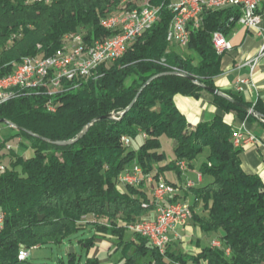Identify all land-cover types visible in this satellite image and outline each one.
I'll return each instance as SVG.
<instances>
[{"label": "trees", "instance_id": "1", "mask_svg": "<svg viewBox=\"0 0 264 264\" xmlns=\"http://www.w3.org/2000/svg\"><path fill=\"white\" fill-rule=\"evenodd\" d=\"M147 5L160 8L159 20L123 57L101 65L77 86L66 84L53 97L43 89H24L0 106V123L6 121L17 129L0 142L5 164L0 171V214L4 216L0 264H65L21 260L19 251L22 246L30 250L59 245L86 229L93 236L79 242L89 251L98 233L117 238L118 245L125 243L124 248L118 247L125 253L131 246L136 256L151 253L157 264H264V182L242 168L241 149L233 145L234 129L222 115L254 119L241 104L264 120V104L251 105L234 92L227 97L213 95L203 87L217 89L214 79L222 73L224 54L215 50L212 34L226 35L240 18L238 10L206 11L201 27L191 30L187 47L179 49L167 41L173 17L168 0H0V78L25 57L56 53L68 35L82 33L83 43L88 44L108 39L114 33L102 27L103 19ZM205 92L211 94L219 113L211 121L193 125L175 98L198 99ZM49 103L54 111L48 109ZM111 114L114 119L106 117ZM87 126L72 144L46 141L75 140ZM15 137L29 142L31 156L5 150ZM123 137L131 145L126 146ZM164 137L175 142L169 162L162 151ZM203 153L200 173L211 180L190 191L207 216L193 217L202 231L219 233L222 246L203 247L189 256L170 251V243L162 254L128 228L155 209L154 185L122 186L118 178L136 164L157 180L165 169L177 170L179 161L192 167ZM89 216L103 223L85 224ZM127 232L134 240L125 242ZM68 255L67 264H77L75 254ZM86 264L100 262L89 257Z\"/></svg>", "mask_w": 264, "mask_h": 264}, {"label": "built area", "instance_id": "2", "mask_svg": "<svg viewBox=\"0 0 264 264\" xmlns=\"http://www.w3.org/2000/svg\"><path fill=\"white\" fill-rule=\"evenodd\" d=\"M219 2H224V0H171L170 12L173 17L167 32L169 44L179 49L187 47L191 38V30L197 29V27H191V17L196 8L214 7L216 10V5ZM263 6L264 0H232V3H228V9L240 12L237 23L245 28L256 30L258 34L263 31L261 26V7ZM159 17L160 8L147 5L135 9L134 18L111 22H104L103 19L102 27L114 33V40H96L95 43L90 44L84 41V47L75 48L70 55H61V51L57 50L56 53L47 57H25V62L17 65L11 73L0 79V88L14 84L22 78H28L29 73H36V79H42V87L33 86L29 90L43 89L48 96L53 97L63 91L66 84L71 83L77 86L79 81L96 73L101 65L113 63L123 57L138 38L156 25ZM65 40L72 42V40H84V38L82 33H78L66 36ZM212 42L214 47H219L220 55L232 50V45L226 35L220 31L212 34ZM262 56H264V41L260 54L251 63L252 70ZM34 62H41V69H34ZM42 64H50V72H42ZM237 89L241 90L242 88L238 87ZM0 97H4V104L8 102V96ZM235 140L237 149L259 142L255 135L243 129L237 130ZM122 141L126 146L131 145V141L127 137H123ZM6 149L12 150L13 147L7 144ZM177 167L181 173H186L189 170L185 161L177 162ZM3 170H5V166L0 159V171ZM118 182L122 186L133 188L154 185L152 196L155 202V217L142 219L128 228L136 235L146 238L153 247L164 254L171 243L170 234L176 233L178 228L187 226L192 220L191 205L185 201L170 202V198L176 195L177 188L161 177L156 180L154 174L145 172L141 166L136 164L124 170L120 174ZM185 186L190 189L195 186V182L187 180ZM143 206L146 207V205ZM3 227L4 216L0 214V230ZM212 246L220 248L221 241H213ZM28 257L29 249L22 246L19 251V259L25 260Z\"/></svg>", "mask_w": 264, "mask_h": 264}, {"label": "crops", "instance_id": "3", "mask_svg": "<svg viewBox=\"0 0 264 264\" xmlns=\"http://www.w3.org/2000/svg\"><path fill=\"white\" fill-rule=\"evenodd\" d=\"M261 14L263 29L261 34L238 23L227 31L226 38L231 43L232 50L224 54L221 61L222 73L214 79L217 89L222 94L227 96L228 92L239 93L251 105H255L259 101L264 104V56L259 59L254 70L251 68L253 59L260 54L263 46L264 6L261 7ZM238 87L242 89L238 90ZM212 100L211 94L207 92L201 94L198 99L182 95L175 98L178 108L193 125L211 121L219 113L218 109L212 104ZM222 115L224 122L231 125L234 130L243 129L259 139L258 143L250 144L241 149L240 160L245 172L258 175L264 182V129L262 128L264 120L255 117L254 119L242 121L232 113H223ZM174 147L175 142L173 143ZM199 168L193 164L186 173L181 174L178 169H165L160 175L163 180L177 188L176 195L170 199L176 198L175 201L188 202L194 207L192 210L195 215H203L199 207L200 201H194V195L190 189L186 188L185 183L187 180H191L195 182V187H201L211 180L210 177L202 176ZM203 216H207V214L204 213ZM146 217L147 219L154 218L155 209L151 210ZM211 233L202 231L193 217L187 226L180 227L176 233L170 234V251L182 252L189 256L197 255L203 247L212 246L213 241L219 240V233L213 232L215 233L214 236ZM97 236L103 239L101 247L104 249L100 251L110 250L111 246L108 241L117 240L115 237L98 233ZM131 240H134L133 236ZM92 250L89 254L90 258H98L97 255L93 257ZM189 263L193 264V262ZM199 264L205 263L200 262Z\"/></svg>", "mask_w": 264, "mask_h": 264}, {"label": "rangeland", "instance_id": "4", "mask_svg": "<svg viewBox=\"0 0 264 264\" xmlns=\"http://www.w3.org/2000/svg\"><path fill=\"white\" fill-rule=\"evenodd\" d=\"M17 132V129L13 126L5 123H0V142H3L4 140L12 137ZM141 142V139L138 140L134 147L138 148L139 143ZM174 141L167 139L166 137L162 138V151L165 152L167 156V162L172 160L174 158V148H173ZM9 145H12L13 149L19 154H24L26 156L32 155V149L30 148L29 142L22 138V137H15L8 141ZM26 146V147H25ZM5 150H7L5 148ZM205 153L199 155L197 159L194 161V166L200 167L202 162L205 161ZM5 165V164H4ZM199 207L204 215L206 213L203 208L202 202H199ZM207 214V213H206ZM202 215V216H203ZM100 222L103 223V219L96 218L93 216H89L85 218L84 223H93V222ZM135 223H131L129 226L133 225ZM128 226V227H129ZM94 232L91 229H86L79 233L76 237H74L71 241H65L62 244L59 245H48V246H42V247H33L29 250V257L28 259L35 262V263H60L61 261H64L65 264L69 261V255L68 251L70 252V248L74 249V254L77 260V264H86L88 258L90 257V251L84 245H81L79 240L82 239H89L93 236ZM215 233H211L212 236H214ZM132 239V233L127 232L125 236V242H129ZM102 238L95 239V245L92 248L93 250V257L97 255L99 261L101 264H157L151 253L136 256L135 253V246H131L130 249L124 252L123 248L125 246V243L123 244H117L118 240L111 242L110 240L108 243L111 246L110 250L106 251H100L101 249H104L101 247L102 244ZM116 243V244H115ZM119 246H122L123 248H118ZM192 264V263H188ZM194 264V263H193Z\"/></svg>", "mask_w": 264, "mask_h": 264}, {"label": "bare ground", "instance_id": "5", "mask_svg": "<svg viewBox=\"0 0 264 264\" xmlns=\"http://www.w3.org/2000/svg\"><path fill=\"white\" fill-rule=\"evenodd\" d=\"M228 3H232V0H224V2H219L218 5H216V10H224L228 9ZM168 10L170 11L171 8V0H168ZM208 10H213L214 7H206L204 8H196L194 11L192 17H191V27H201L203 23V16L204 13ZM135 17V11L131 12H125V13H119L112 16H109L104 19V22H111L114 20H126L130 18ZM104 40V39H103ZM105 40H114V35L109 37ZM96 42V41H95ZM94 42V43H95ZM84 43L82 40H72L70 42L69 40H65L64 46L61 51V55H70L74 52L75 48H83ZM218 54H220L219 47H214ZM25 62V59H23L19 64ZM18 64V65H19ZM34 69H41V62H34ZM42 72H50V64H42ZM1 77L0 79H2ZM35 87H42V79H36V73H29L28 78H22L21 80H17L14 82V84H10L7 87L0 88V96H8V101L15 98L17 96V93L24 89H30ZM4 104V97H0V105ZM48 109L50 111H54L53 106L48 105ZM236 136H237V130H234V137H233V145L236 147ZM195 186H192V188Z\"/></svg>", "mask_w": 264, "mask_h": 264}, {"label": "water", "instance_id": "6", "mask_svg": "<svg viewBox=\"0 0 264 264\" xmlns=\"http://www.w3.org/2000/svg\"><path fill=\"white\" fill-rule=\"evenodd\" d=\"M193 82H195V83H197V81H196V79L195 78H193V77H189ZM204 87V89L206 90V91H208L209 93H211V94H213V95H218V96H223V97H227V96H225L224 94H222L218 89H212V88H209V87H206V86H203ZM237 104H239V103H237ZM133 105V103L130 105V107ZM242 108H244L245 110H247L248 112H249V114H252L253 116H256V117H258V114H257V112L253 109V108H250V107H247V106H244V105H241V104H239ZM129 107V108H130ZM128 108V109H129ZM127 109V110H128ZM107 118H110V119H114L115 118V116L113 115V114H111V115H108V116H106ZM96 121V120H95ZM2 123H7L6 121H3ZM89 129V126H87L85 129H84V131L81 133V135L77 138V139H75V140H71V141H66V142H58V141H51V140H46V141H48L49 143H51V144H55V145H60V146H64V145H68V144H72V143H74V142H76L79 138H81L85 133H86V131ZM68 253H69V251H68ZM70 253L71 254H73L74 253V249L73 248H70Z\"/></svg>", "mask_w": 264, "mask_h": 264}]
</instances>
